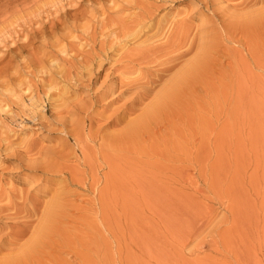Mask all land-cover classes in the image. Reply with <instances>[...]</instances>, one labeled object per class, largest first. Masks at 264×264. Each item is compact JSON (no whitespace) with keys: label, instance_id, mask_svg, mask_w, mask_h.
<instances>
[{"label":"rangeland","instance_id":"374dc122","mask_svg":"<svg viewBox=\"0 0 264 264\" xmlns=\"http://www.w3.org/2000/svg\"><path fill=\"white\" fill-rule=\"evenodd\" d=\"M194 2L0 0L5 264H264V15L227 20L213 15L216 1H210L212 10L191 15ZM152 14L184 26L187 38L196 34L209 52L197 84L164 103L151 127L117 136L126 124L121 120L133 112L126 105L137 88L118 78L106 95L91 96L116 60L143 39L129 41L117 57V50L107 58L100 54L119 49L130 40L125 31ZM148 56L150 64L140 67L154 70L159 55ZM123 62L128 67L134 60ZM123 67L116 72L123 69L124 77L139 82L134 67ZM59 93L69 100L59 101L58 109L51 98L60 99ZM103 137L113 141L105 144ZM57 160L61 169L69 167L64 174L54 172ZM59 189L55 217L38 227ZM12 199L27 203V218L37 212L32 222L15 224L20 218L3 208Z\"/></svg>","mask_w":264,"mask_h":264},{"label":"bare ground","instance_id":"6f19581e","mask_svg":"<svg viewBox=\"0 0 264 264\" xmlns=\"http://www.w3.org/2000/svg\"><path fill=\"white\" fill-rule=\"evenodd\" d=\"M218 2L219 5L215 6L216 7V11H213V15H227V20L230 19V16L232 17V15H264V6L260 7V5L264 4V0H238V2L235 1L232 2L231 0H195L196 5H194V9L192 10V12H190L191 15H196V13L201 12L202 14H204L207 10H210L213 6V3L211 2ZM229 1V3H228ZM234 4H230L231 2ZM193 3V4H194ZM221 3V4H220ZM223 3H228V4H223ZM215 4V3H214ZM212 10V9H211ZM187 11V10H186ZM185 11V12H186ZM188 13V11H187ZM200 13V14H201ZM156 14V13H155ZM229 16V19H228ZM223 16H220L218 18H221ZM234 17V16H233ZM237 17V16H235ZM166 15L163 16H159V15H145L143 17H141L140 19L136 20L134 22V24L129 27L125 33L124 36L127 39V41H122V46L117 49L116 47L112 46L109 47V49H106L105 53L100 54V57H109L110 56V52L114 53L117 50V53H114L115 56L119 55L118 53L120 51H122V49L125 48V45H127V43L129 41L135 40H142L141 43L139 45H137L139 48V50H143L141 53H139L138 49L135 48L133 49L131 52L127 51L125 53H123L122 55H125L124 57L120 56L119 59L116 60V64L114 66V69L111 68L112 73H108L106 78L102 81V84L100 86V88L97 90L96 93H94L91 98L95 99V98H100L101 96L106 95L110 90H113L116 87V83L118 78H120V81L122 84L127 85L130 88H137V90L134 91V95L133 98L131 100V102H129L126 105V109L130 108L131 111H133L131 113V116H128V120H124L121 122L125 124V127L122 128V130L116 134L117 136L119 134H125V135H136L141 131L146 130L147 128L151 127L150 122H152V119L157 116L156 112L162 107L163 108V104L164 103H168L167 101H169L170 98L175 97L177 94H180L181 89L186 86L185 90L188 89L187 86L189 85V83L191 82L192 87H194V84L197 82H194V78L197 77V70L200 67V65L204 64V62H206V58H207V54H208V50H207V43H203V42H198V40H196V34L195 36H193L190 38L189 35L191 33L188 32V30H186L183 26L182 27H176V22H173V20L169 23V26L167 28V22H166ZM225 19V18H224ZM175 20V18H174ZM233 20V19H232ZM169 21V19L167 20ZM177 21V20H176ZM208 21V20H207ZM225 21V20H224ZM166 22V23H165ZM179 22V20H178ZM181 22V21H180ZM210 22V21H209ZM212 22V21H211ZM228 22V21H227ZM165 23V24H163ZM182 23V22H181ZM216 23V22H215ZM231 23V22H230ZM236 23V22H235ZM218 24V23H217ZM221 24V23H220ZM232 24V23H231ZM180 25V24H179ZM211 25V24H210ZM222 25V24H221ZM225 26H227L226 24H224ZM240 25V24H238ZM175 26V28H174ZM181 26V25H180ZM206 23H205V30H206ZM230 25H228L229 27ZM210 28V27H209ZM232 28V27H231ZM224 29V27H223ZM200 33H197L198 35L201 34V38L204 40L207 35L205 34L206 31L204 30H200ZM215 31V28H214ZM218 31V30H217ZM205 32V33H204ZM231 32V31H230ZM123 33V32H122ZM215 33V32H214ZM205 34V35H204ZM219 34V32H218ZM237 34V33H236ZM230 35V33H229ZM233 35V34H232ZM236 36V35H235ZM245 36V35H244ZM122 37V36H121ZM199 37V36H198ZM216 37V36H215ZM231 37V35H230ZM214 38V37H213ZM234 38V37H233ZM120 39V38H119ZM122 39V38H121ZM229 39V38H228ZM209 40V39H208ZM211 40V39H210ZM216 40V39H215ZM200 41V40H199ZM214 41V40H213ZM121 42V41H120ZM151 42V43H150ZM247 42V40H246ZM245 42V43H246ZM210 43V42H209ZM212 43V41H211ZM117 45V44H116ZM120 45V44H119ZM213 46V44H212ZM114 47V48H113ZM197 47V49H196ZM193 53H191L192 49ZM126 49V48H125ZM183 49V50H182ZM105 50V48L103 49ZM181 50V51H180ZM197 53L195 55V57H193L192 59H190L189 61H183L185 60V58L191 53L194 55V51ZM191 51V52H190ZM217 51V50H216ZM215 51V52H216ZM104 52V51H103ZM136 52V53H135ZM149 53L152 54H157L159 55V58H157L158 60H155V65H154V70H152V68H148L147 66H141L140 64H144V63H148L150 64V62L152 61V59H150L151 57L148 56ZM142 56H141V55ZM172 54V56H170ZM190 54V55H191ZM170 56V58H166L165 56ZM97 56V55H96ZM116 56V57H117ZM141 56V59H140ZM144 56V57H143ZM153 56V55H151ZM192 56V55H191ZM190 56V57H191ZM212 56V55H211ZM214 56V55H213ZM130 58L131 60H134V62H131L130 64L132 65V63L134 64L133 67L128 66L126 67V63L123 62V58ZM154 57V56H153ZM137 58V59H136ZM189 58V56L187 57ZM151 61H150V60ZM215 59V58H214ZM103 61V60H102ZM126 61V60H125ZM211 61V60H210ZM99 62V61H98ZM114 62V61H113ZM137 62V64L135 63ZM120 63V64H118ZM127 63H129V60L127 61ZM103 64V63H102ZM110 64V63H109ZM154 64V63H153ZM210 64V63H209ZM98 65V63H97ZM108 65V64H107ZM129 65V64H128ZM98 66H101V64H99ZM121 66L123 68H126V70L132 71L133 69H135L136 72L139 73L138 78L135 81H139L143 80L142 83L139 82H132L131 80L127 79L126 77H124V75L127 73V71H122L120 73H117L118 70L121 69ZM152 66V65H151ZM179 66V68L177 69V67ZM131 70H130V68ZM150 67V66H149ZM85 68V67H84ZM133 68V69H132ZM175 70H177L174 74H172ZM205 70V68H204ZM89 71V70H88ZM117 71V72H116ZM134 71V70H133ZM89 73V72H88ZM87 73V74H88ZM115 73V74H114ZM133 72H131L132 74ZM201 73V72H199ZM68 74V73H67ZM114 74V75H113ZM134 74V73H133ZM137 74V73H136ZM169 75H172V77L170 79H167V77ZM81 76V75H80ZM134 76V75H133ZM137 77V76H136ZM166 77V78H165ZM198 78V77H197ZM74 79V78H73ZM135 79V77H134ZM94 80V79H93ZM190 84V85H191ZM50 85V84H49ZM48 85V86H49ZM64 87V86H63ZM157 87V88H156ZM189 87V86H188ZM191 87V86H190ZM49 91L50 89H52L53 87H48ZM58 89V88H57ZM62 89V88H61ZM121 89V88H120ZM157 90V91H155ZM62 91V90H61ZM60 91V92H61ZM117 91V90H116ZM155 91L154 95L152 94ZM61 93H64L63 91ZM59 93V95L57 94V97L59 96L60 99L54 100V96H52V105L55 108H60L62 106V104L60 103L61 100L63 101H67L69 99H65L63 97V94ZM117 93V92H116ZM191 93V92H190ZM66 94V92H65ZM70 94V93H69ZM92 94V93H91ZM115 94V93H114ZM152 95L154 96L152 99L150 97H152ZM50 96V95H49ZM150 99H149V98ZM197 97V96H196ZM71 98V97H70ZM193 98V97H192ZM149 99L150 101L146 104V100ZM171 100V99H170ZM60 101V102H59ZM123 101V100H122ZM76 102V101H75ZM94 102V101H92ZM170 102V101H169ZM139 103V104H138ZM146 104V105H145ZM145 105V106H143ZM166 106V105H165ZM164 106V107H165ZM87 107V105H86ZM77 108V107H75ZM89 108V107H88ZM86 108V109H88ZM166 108V107H165ZM94 109V108H93ZM76 110V109H75ZM135 112H139L138 114H134ZM65 113V112H64ZM88 114V113H87ZM83 115V114H82ZM132 115H136L135 117H132ZM132 117V118H131ZM91 119V118H90ZM84 120V119H83ZM161 119H159L160 121ZM156 121V119H155ZM164 121V120H163ZM70 122V120H69ZM92 122V121H91ZM173 123V122H172ZM150 125V126H149ZM154 128V124L152 125ZM107 127V125H106ZM162 127V126H161ZM158 129V126L157 128ZM162 129V128H161ZM151 130H153L151 128ZM103 131V130H101ZM156 131V130H155ZM164 133V132H163ZM142 134V133H141ZM81 135V134H80ZM100 136V135H99ZM161 136V135H160ZM80 136H76V140H79ZM101 139V138H100ZM103 142L106 144L108 141L111 140V142L113 141L111 138L105 140L104 137L102 138ZM152 141V140H151ZM149 143V142H148ZM24 144V143H23ZM22 144V145H23ZM7 146V144H6ZM65 147V145H63ZM8 147V146H7ZM11 150V149H10ZM58 151V150H57ZM60 151V150H59ZM65 151V150H64ZM57 153L55 152V155ZM52 155V154H51ZM79 155V154H78ZM56 157V156H55ZM59 156L57 155V158ZM103 158V157H102ZM60 158H58L59 160ZM57 160V169L54 172H60L62 174L65 173V170H69L68 166L63 167L62 169L60 168V163ZM62 160V158H61ZM56 165V164H55ZM37 167V166H35ZM55 167V166H54ZM53 168V167H52ZM52 170V169H50ZM37 171V170H36ZM75 174L72 173L71 174V179L72 182L75 181ZM52 177V176H51ZM50 177V178H51ZM79 178V177H78ZM77 179V178H76ZM93 179V177H92ZM65 181V180H64ZM9 185V184H8ZM95 185V184H94ZM69 186V185H68ZM12 191V190H11ZM63 192V191H62ZM61 189H59L56 193V195H54L53 200L54 203L50 204L49 206L46 207V210L43 212L42 217L38 220L37 225L42 226L47 224V222H49L53 217H55L56 215V209H58L61 204L59 201V198H57L58 196H61ZM25 202V201H24ZM43 206V205H42ZM41 206V207H42ZM8 211V215L19 219L16 220L15 224H22V225H27L30 222H32L33 220L32 217H35V215H37V212L32 213L30 216H28L29 218H27V214L29 211V206L27 205V203H20L19 201L12 199L11 202L3 207ZM6 211V212H7ZM26 211V215H22L21 213ZM34 211V210H33ZM42 211V210H41ZM40 212H38L39 214ZM5 216V215H4ZM75 216V215H74ZM24 218V220L21 221V219ZM37 218V217H36ZM27 219V220H26ZM30 219V220H28ZM75 220V219H74ZM35 221V219H34ZM59 221V220H58ZM51 222V221H50ZM56 222V221H55ZM78 223V222H77ZM69 225V224H68ZM46 226V225H45ZM44 226V227H45ZM55 228V227H54ZM75 231V230H74ZM82 231V230H81ZM16 232V231H15ZM51 232V231H50ZM2 233V232H1ZM0 233V253L2 251H4V249L6 248L5 244H4V239L1 238L2 234ZM19 234V233H18ZM40 235V233L38 234ZM82 235V234H81ZM5 236V235H4ZM79 238V237H78ZM102 238V237H101ZM20 238H16L12 239L13 241L10 243L11 246H16L15 244L17 243L16 241H18ZM81 240V239H80ZM19 243V242H18ZM33 244V243H32ZM53 244V243H52ZM18 245V244H17ZM26 248V247H25ZM28 248V247H27ZM12 251V250H11ZM16 251V250H15ZM25 251V250H24ZM20 252V251H18ZM17 252V253H18ZM44 252V251H43ZM77 252V251H76ZM5 253V252H3ZM22 253V252H21ZM8 254V253H7ZM19 255V254H18ZM18 257V256H15ZM8 257H4L2 260H0L1 264H5V262H7Z\"/></svg>","mask_w":264,"mask_h":264}]
</instances>
